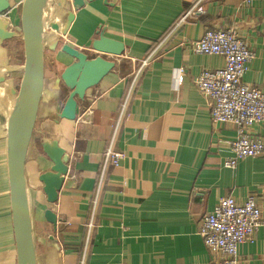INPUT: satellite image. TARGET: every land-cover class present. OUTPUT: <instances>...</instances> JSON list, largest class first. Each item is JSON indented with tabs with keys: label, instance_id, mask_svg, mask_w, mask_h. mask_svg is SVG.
<instances>
[{
	"label": "crops",
	"instance_id": "1",
	"mask_svg": "<svg viewBox=\"0 0 264 264\" xmlns=\"http://www.w3.org/2000/svg\"><path fill=\"white\" fill-rule=\"evenodd\" d=\"M23 1L7 0L9 9L0 15L16 34L0 46V264L17 263L8 157L23 80ZM197 1L43 4V90L24 163L35 264H221L198 233L203 215L224 197L241 204L252 196L264 216V155L244 158L235 169L225 167L236 129L210 120L193 82L224 60L195 54L185 43L207 29H233L255 53L242 81L264 91V0H200L195 7L200 11L180 22ZM69 13L73 20L67 24ZM101 33L123 43L124 51L103 56L114 68L78 101L74 120L61 119L71 90L60 76L76 61L62 46L91 59L98 55L91 43ZM85 111L91 113L79 120ZM247 132L264 142V124ZM49 142L68 155L55 203L47 201L40 181L51 173ZM109 147L122 160L103 168ZM46 210L56 215L55 230L44 218ZM238 261L264 264V226L253 241L239 246Z\"/></svg>",
	"mask_w": 264,
	"mask_h": 264
},
{
	"label": "water",
	"instance_id": "2",
	"mask_svg": "<svg viewBox=\"0 0 264 264\" xmlns=\"http://www.w3.org/2000/svg\"><path fill=\"white\" fill-rule=\"evenodd\" d=\"M46 0H24L21 5L20 27L24 48L23 80L18 99L12 112L9 134V193L14 229L16 264H35L31 234L30 214L25 193L24 163L26 152L32 137L36 115L43 90V50H42V7ZM90 2L94 0H88ZM74 8H82L85 0H72ZM9 9L7 0H0V15ZM73 20L69 13L67 24ZM49 27L58 31V25ZM15 32L8 30L7 23L0 19V46L4 41L14 38ZM91 49L98 55L89 59L86 53L69 45L62 46V52L76 61L66 67L61 74L62 81L70 88V93L59 114L61 119L74 120L77 115V103L84 99L86 92L99 84L108 75L115 64L103 56H120L124 45L120 41L108 38L102 33L91 43ZM45 154L52 163L51 173L42 175L43 192L49 203H55L58 191L67 173L68 155L52 143H47ZM46 222L57 227L56 215L51 210L44 213Z\"/></svg>",
	"mask_w": 264,
	"mask_h": 264
},
{
	"label": "built area",
	"instance_id": "3",
	"mask_svg": "<svg viewBox=\"0 0 264 264\" xmlns=\"http://www.w3.org/2000/svg\"><path fill=\"white\" fill-rule=\"evenodd\" d=\"M242 1L250 4L254 0ZM199 2L180 22L193 15V11H200L195 9ZM185 43L195 54L216 55L224 60L221 68L203 70L193 82L206 101L210 120L232 124L236 129V137L230 143L232 155L225 160V167L235 169L244 158L264 155V142L247 132L249 127L264 124V91L242 81L255 58L254 51L233 29H207L200 39ZM90 113L85 111L79 120H85ZM121 160L122 154L109 147L104 153L103 168L117 166ZM262 226L264 216L252 196L241 204L227 196L203 215L198 233L206 250L221 256V264H239V246L253 241Z\"/></svg>",
	"mask_w": 264,
	"mask_h": 264
},
{
	"label": "rangeland",
	"instance_id": "4",
	"mask_svg": "<svg viewBox=\"0 0 264 264\" xmlns=\"http://www.w3.org/2000/svg\"><path fill=\"white\" fill-rule=\"evenodd\" d=\"M44 56V55H43ZM50 61L48 60L47 61V64L49 65ZM6 126H8V122H6Z\"/></svg>",
	"mask_w": 264,
	"mask_h": 264
}]
</instances>
